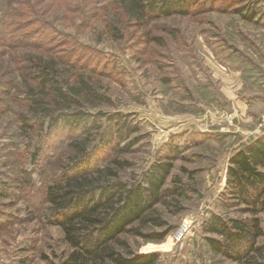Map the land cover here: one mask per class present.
Listing matches in <instances>:
<instances>
[{"label": "rangeland", "instance_id": "obj_1", "mask_svg": "<svg viewBox=\"0 0 264 264\" xmlns=\"http://www.w3.org/2000/svg\"><path fill=\"white\" fill-rule=\"evenodd\" d=\"M236 2L218 0L212 8L228 9L221 12L201 0L189 16L135 26L112 0H0V186L6 189L0 264H56L68 251L61 230L44 220L36 174L37 187L18 182L21 168L31 167L12 120L21 70L38 55L97 81L108 103L95 112L127 116L138 126L142 139L129 153L119 152L123 142L105 152L129 160V174L169 146L179 151L173 175L194 191L181 214L164 215L169 235L158 243L127 237L132 250L157 253V264H219L204 245L201 224L211 213L234 216L219 203L229 157L264 131V0L249 1L257 11L251 23L231 13L241 6ZM111 24L118 37L108 31ZM260 219L264 229V214ZM189 221L194 227L175 241ZM258 244L264 246V236Z\"/></svg>", "mask_w": 264, "mask_h": 264}, {"label": "trees", "instance_id": "obj_2", "mask_svg": "<svg viewBox=\"0 0 264 264\" xmlns=\"http://www.w3.org/2000/svg\"><path fill=\"white\" fill-rule=\"evenodd\" d=\"M112 1L126 23L135 26L186 17L201 4V0ZM217 1L208 0L209 6L203 8L227 12L221 4L212 8ZM237 1L241 6L231 13L253 22L257 11L250 0ZM107 28L118 37L114 25ZM21 71L23 85L12 125L24 140V159L31 170L21 168L18 182L30 189L38 186L44 220L61 230L68 251L56 264H157V253L134 252L127 237L161 242L172 231L164 215L183 212V203L194 190L173 175L177 147L169 146L138 174H129L133 164L118 153H129L141 141L140 130L127 116L94 111L108 103L97 81L83 73L68 74L59 61L40 55L29 57ZM115 142L125 145L114 156L105 154ZM45 166L48 172L32 170ZM33 174L40 181L37 186ZM5 191L1 185L0 196ZM219 203L234 216L211 213L203 220L208 252L219 258V264H264V246L258 244L264 236L260 219L264 131L229 157Z\"/></svg>", "mask_w": 264, "mask_h": 264}, {"label": "built area", "instance_id": "obj_3", "mask_svg": "<svg viewBox=\"0 0 264 264\" xmlns=\"http://www.w3.org/2000/svg\"><path fill=\"white\" fill-rule=\"evenodd\" d=\"M193 225L194 224L190 221L187 224L182 225L174 236L175 241L178 242L181 240L188 233L191 227H194Z\"/></svg>", "mask_w": 264, "mask_h": 264}]
</instances>
